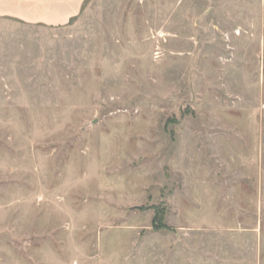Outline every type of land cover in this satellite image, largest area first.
<instances>
[{
  "label": "rangeland",
  "instance_id": "rangeland-1",
  "mask_svg": "<svg viewBox=\"0 0 264 264\" xmlns=\"http://www.w3.org/2000/svg\"><path fill=\"white\" fill-rule=\"evenodd\" d=\"M263 6L0 16V264H264Z\"/></svg>",
  "mask_w": 264,
  "mask_h": 264
},
{
  "label": "crops",
  "instance_id": "crops-1",
  "mask_svg": "<svg viewBox=\"0 0 264 264\" xmlns=\"http://www.w3.org/2000/svg\"><path fill=\"white\" fill-rule=\"evenodd\" d=\"M85 0H0V16L49 26L67 24L82 9ZM264 11V6L262 7Z\"/></svg>",
  "mask_w": 264,
  "mask_h": 264
}]
</instances>
